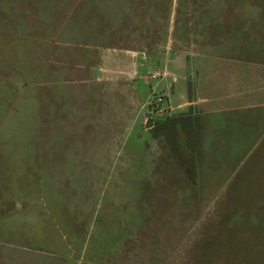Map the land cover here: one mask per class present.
Segmentation results:
<instances>
[{
	"label": "rangeland",
	"instance_id": "obj_1",
	"mask_svg": "<svg viewBox=\"0 0 264 264\" xmlns=\"http://www.w3.org/2000/svg\"><path fill=\"white\" fill-rule=\"evenodd\" d=\"M230 70L264 103V0H0V264H264V120L195 181L146 127Z\"/></svg>",
	"mask_w": 264,
	"mask_h": 264
},
{
	"label": "crops",
	"instance_id": "obj_2",
	"mask_svg": "<svg viewBox=\"0 0 264 264\" xmlns=\"http://www.w3.org/2000/svg\"><path fill=\"white\" fill-rule=\"evenodd\" d=\"M116 51V50H114ZM109 52V51H108ZM103 51L100 54V65L98 67H103V60L105 53ZM132 54V57L136 55L134 52H129ZM245 54H241V58L244 60L248 57ZM246 63H248L246 61ZM259 65V64H257ZM232 66V65H231ZM100 70H103L100 68ZM249 70V69H248ZM128 73L132 78H136L137 73L133 68ZM227 85L235 88L234 91H231V94L224 91L226 89L225 83H221L220 86L212 84L213 80H218L213 74L206 75L204 78L199 80L196 84V91L194 92L193 101L190 102L188 97H184L183 103L178 107V109H189L191 106L195 109L197 113L202 116L203 124V137H204V149L207 155V143L206 138L211 137L214 141L224 139H232L237 137H249V132L252 133L256 128L260 127L261 121L264 120V103H254L251 100L246 99L243 102L244 87L242 84L244 82H249L247 75L241 76L239 78H233L236 75L233 70L228 74ZM220 79H222L220 77ZM223 80V79H222ZM251 80L254 83L261 84V87H258V90H264V76L259 74H254L251 76ZM222 87V89H221ZM219 90L222 92L219 96H210L215 91ZM255 99H258L257 96H253ZM261 98H264L261 94ZM260 98V99H261ZM250 99V98H249ZM249 101V102H247ZM252 102V103H251ZM257 107V108H255ZM260 119V120H259ZM207 132L209 136L207 135ZM237 132V133H236ZM216 139V140H215Z\"/></svg>",
	"mask_w": 264,
	"mask_h": 264
},
{
	"label": "trees",
	"instance_id": "obj_3",
	"mask_svg": "<svg viewBox=\"0 0 264 264\" xmlns=\"http://www.w3.org/2000/svg\"><path fill=\"white\" fill-rule=\"evenodd\" d=\"M189 90V100L193 101ZM154 138L164 148L193 181L205 160L202 116L191 106L187 112L168 116L165 119H154L149 129Z\"/></svg>",
	"mask_w": 264,
	"mask_h": 264
},
{
	"label": "built area",
	"instance_id": "obj_4",
	"mask_svg": "<svg viewBox=\"0 0 264 264\" xmlns=\"http://www.w3.org/2000/svg\"><path fill=\"white\" fill-rule=\"evenodd\" d=\"M162 98H159L156 102L152 104L151 112L155 115L158 113H162V110L160 109V103L162 102Z\"/></svg>",
	"mask_w": 264,
	"mask_h": 264
},
{
	"label": "water",
	"instance_id": "obj_5",
	"mask_svg": "<svg viewBox=\"0 0 264 264\" xmlns=\"http://www.w3.org/2000/svg\"><path fill=\"white\" fill-rule=\"evenodd\" d=\"M146 127L148 129H151L153 127V120L151 118L148 119Z\"/></svg>",
	"mask_w": 264,
	"mask_h": 264
}]
</instances>
